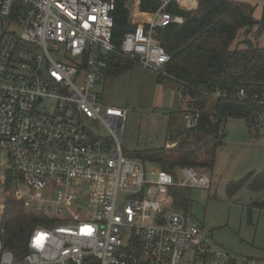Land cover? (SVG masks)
<instances>
[{
	"label": "built area",
	"instance_id": "built-area-1",
	"mask_svg": "<svg viewBox=\"0 0 264 264\" xmlns=\"http://www.w3.org/2000/svg\"><path fill=\"white\" fill-rule=\"evenodd\" d=\"M170 1L196 9L160 0L114 44V0H0V264H264L216 247L174 204L176 189H208L211 173L182 167L177 176L127 157L128 111L102 101L109 56L169 77L155 30L183 23L166 12ZM251 100L264 109V95ZM182 118L190 129L199 113ZM10 201L45 222L21 258L6 247Z\"/></svg>",
	"mask_w": 264,
	"mask_h": 264
},
{
	"label": "trees",
	"instance_id": "trees-1",
	"mask_svg": "<svg viewBox=\"0 0 264 264\" xmlns=\"http://www.w3.org/2000/svg\"><path fill=\"white\" fill-rule=\"evenodd\" d=\"M159 1L139 0L138 11H134L129 0H114L112 42L120 44L126 33L135 30L132 16L137 13L150 15L158 8ZM165 10L180 15L184 21L155 30L156 38L170 56L165 66L169 77L164 78L177 82L183 99H192L187 110L198 112L199 119L195 126L186 129L181 128L174 117H169L167 141L170 145L124 150V153L127 157L153 163L173 175L182 167L201 168L211 173L216 151L224 144L228 118H242L248 129L256 130L261 123L263 125L259 116L264 109L251 98L254 94L264 95V46L259 47L247 37L236 45L233 43L240 29H244V35L254 26L259 32L264 31V7L258 21L253 19L251 8L248 11L242 4L230 0H198L194 13L170 1ZM132 64L135 63L128 58L109 56L105 76L114 75ZM239 89H244L246 100H238ZM201 90L205 94L217 91L224 95L216 98L212 113L206 111V102L200 98ZM10 173L12 170L7 173L8 186L12 184ZM249 188L260 193L261 198L254 201L253 206L264 211V173L256 174ZM190 192L189 188L175 190L174 204L178 209L189 210ZM9 206L6 247L21 258L27 253L26 242L31 232L45 222L40 217L25 214L15 201H10Z\"/></svg>",
	"mask_w": 264,
	"mask_h": 264
},
{
	"label": "rangeland",
	"instance_id": "rangeland-1",
	"mask_svg": "<svg viewBox=\"0 0 264 264\" xmlns=\"http://www.w3.org/2000/svg\"><path fill=\"white\" fill-rule=\"evenodd\" d=\"M235 1L231 2L242 4L248 11L251 8L254 20L260 19L264 0ZM129 6L135 9L132 1ZM196 11L191 10L193 13ZM143 21V16H132L133 23ZM243 37L247 35L237 36L233 45ZM247 38L259 47L264 46V31L259 32L257 26L252 28ZM178 87L174 80H158L153 72L137 64L105 76L103 103L128 111L123 150L170 145L167 141L169 117H174L178 125L185 128L182 114L192 99H183ZM201 92L206 111L212 113L217 91L213 94ZM225 133L224 144L217 149L211 169V185L208 189H191L189 211L209 231L216 247L236 255L264 258V211L253 206L261 196L249 188L252 178L264 173V124L261 123L256 130L248 129L242 118L230 117L225 123ZM176 174L180 176L179 171ZM122 197L119 194V198ZM146 223L151 222L148 219Z\"/></svg>",
	"mask_w": 264,
	"mask_h": 264
},
{
	"label": "crops",
	"instance_id": "crops-1",
	"mask_svg": "<svg viewBox=\"0 0 264 264\" xmlns=\"http://www.w3.org/2000/svg\"><path fill=\"white\" fill-rule=\"evenodd\" d=\"M230 1H232V2H237V1H235V0H230ZM193 3H194V5L196 6V9H197V7H198V0H193ZM239 31H241V33L239 34ZM238 32H237V36H240V35H242L243 33H244V29H241V30H239ZM247 37H248V35H247ZM243 39H245L244 37L243 38H241V39H239V41L240 40H243ZM247 39H249V38H247ZM250 40V39H249ZM252 42V41H251ZM254 43V42H253ZM235 44V43H234ZM240 47H242V46H240Z\"/></svg>",
	"mask_w": 264,
	"mask_h": 264
}]
</instances>
